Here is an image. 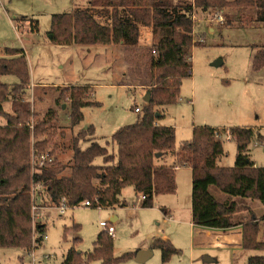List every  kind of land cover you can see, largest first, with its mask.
Masks as SVG:
<instances>
[{
	"label": "rangeland",
	"instance_id": "obj_1",
	"mask_svg": "<svg viewBox=\"0 0 264 264\" xmlns=\"http://www.w3.org/2000/svg\"><path fill=\"white\" fill-rule=\"evenodd\" d=\"M86 6L87 0H0V56L6 48L22 50L29 74L27 92L20 101L24 107L13 113L12 103L2 104L0 126L27 125L30 134L36 125L40 130L47 127L49 141L46 152L42 153L53 151L62 165L70 164L73 134L90 127L92 141L108 152H115L111 136L142 117L148 103L144 100L147 87L139 84L147 82L148 61L152 55L149 50L161 35L140 28L139 43L127 49L113 45L86 48L51 43L52 16ZM244 12L229 8L193 11L191 77L181 81L174 103L155 108L160 118L154 125L174 129L175 151L187 145L194 128L201 127L222 133L231 128L248 127L259 132L264 140V23L259 21V14L256 16L259 10L251 14ZM218 17H222V22ZM31 26L35 27L33 31ZM217 62L220 64L214 65ZM1 82L13 85L17 81L12 76H4ZM62 84L89 88L87 101L91 104L82 109L83 120L74 128L68 125V101L58 99L60 91L69 88L66 85L56 89V85ZM135 108L140 112L135 113ZM223 134L218 136L223 155L217 165L230 168L235 161L236 146L234 140ZM46 136L36 138L41 140ZM33 142L31 136L30 154L34 150ZM248 156L256 167H264V141L254 138L248 147ZM173 157L163 160L168 163ZM175 162L177 165V158ZM95 163L101 165V160L96 159ZM174 179V194L157 195L148 208L140 207V196L126 187L121 193L125 208L77 207L63 214L50 208L41 209L39 221L46 227L42 243L33 248L31 240L30 252L15 247L0 248V264H63L69 249L82 254L80 259L84 260L85 253L93 250L102 232L98 223L109 222L114 213L119 216L113 223L115 233L111 238L115 257L135 254L137 249L150 245L154 236L167 237L175 253L162 263L159 249L152 248L153 255L145 264H247L249 257L264 256L263 250H241L232 256L227 248L211 246L210 241L203 247L194 246L190 232V173L182 167ZM40 190L35 192L36 204L40 201L37 199ZM163 208L170 219L161 213ZM253 208L259 217L261 211H256L259 206L254 204ZM73 224L78 225V230L71 229ZM34 225L31 221L32 233ZM259 230L258 239L264 243V224L263 227L259 224ZM203 256L213 257L214 262L205 263ZM133 259L120 264H134Z\"/></svg>",
	"mask_w": 264,
	"mask_h": 264
},
{
	"label": "trees",
	"instance_id": "obj_2",
	"mask_svg": "<svg viewBox=\"0 0 264 264\" xmlns=\"http://www.w3.org/2000/svg\"><path fill=\"white\" fill-rule=\"evenodd\" d=\"M195 8L256 9L260 11L259 21L264 23V0H87L86 7L52 16L49 41L60 46L113 45L127 49L139 43L140 28L159 32L161 35L149 50L152 55L147 82L139 84L147 87L149 101L135 124L124 126L111 136L115 152L93 142L90 127L73 134L69 165L60 164L53 151H48L52 163L37 169L30 165L31 136L34 151L46 152L47 127L40 130L36 125L30 134L27 125L0 126V248L15 247L30 252L31 240L33 248L44 240L45 225L35 224L33 233L30 226L34 185H40L37 199L47 207L58 206L61 199L73 206L94 197L103 209L124 207L126 203L119 200L121 191L131 187L135 195L144 196L141 207L148 208L157 195L174 194V170L187 164L191 170V223L208 230L241 228V249L264 251V243L258 239L259 224L264 221V167H254L248 157L253 139L264 141L258 132L251 128H231L223 134L218 129L194 128L180 154L181 166L160 164L165 157L175 154V135L171 127L154 125L160 118L155 108L174 103L181 81L191 77ZM35 27L31 26V30ZM4 76H12L17 82L4 84L1 82ZM28 84L23 51L4 49L0 56V109L2 104L10 102L13 113L20 111ZM63 89L58 99L68 101V125L74 128L83 120L82 109L91 104L87 101L89 88ZM222 134L234 140L236 146L235 161L230 168L217 165L223 148L216 135ZM39 136L46 138L37 140ZM156 153L161 156L155 158ZM96 159L101 160V165L95 163ZM254 204L259 206L256 211H261L259 217ZM71 229L78 230V225L73 224ZM151 247L159 249L162 263L175 253L172 245L162 239H154ZM80 257L82 254L69 249L63 264H120L134 254L113 256L112 239L101 232L93 250L85 253L84 260ZM247 264H264V256L249 257Z\"/></svg>",
	"mask_w": 264,
	"mask_h": 264
},
{
	"label": "crops",
	"instance_id": "obj_3",
	"mask_svg": "<svg viewBox=\"0 0 264 264\" xmlns=\"http://www.w3.org/2000/svg\"><path fill=\"white\" fill-rule=\"evenodd\" d=\"M254 12V10H249V9H247V10H245V14H251V13H253ZM259 13L257 12L256 13V16L258 15ZM24 54H25V52H24ZM32 84L33 85H35V84H38V83H33L32 82ZM66 85H69V84H62V85H56V86H58L56 89H60V86H66ZM55 86V85H54ZM71 85H69L68 87H70ZM66 88V87H65ZM62 89V88H61ZM65 106V105H64ZM64 106L62 107V109H64ZM159 125V124H158ZM248 128V127H247ZM252 129V128H251ZM253 131H255L254 129H252ZM257 132V131H256ZM259 133V132H258ZM182 152H183V149H181V150H177V151H175V154H174V156L175 157H173L171 160L172 161H170V162H168V163H166V160L164 161V162H162V165H164V166H167V167H172V166H174L175 165V161H176V158L178 159V164H180V166H181V164L183 163V159L181 158V156H180V154H182ZM249 157V160L252 162V160L250 159V156H248ZM253 163V162H252ZM253 165H254V167H256V165L253 163ZM182 167H185L188 171H189V173H190V177H191V170H190V167L186 164V165H184V166H182ZM182 167H178V168H176L175 170H174V177H176V173H177V171L180 169V168H182ZM121 193H122V191H121ZM137 196V195H136ZM119 200L120 201H122V202H125V201H123L122 199H121V194H120V197H119ZM140 200V199H139ZM140 207H141V201H140ZM38 206H42L43 207V209H48V208H50V209H53V210H55L53 207H47V206H44V203L43 202H41V201H38ZM126 206H124V207H121V206H119V207H114V208H112V209H118V208H125ZM190 211H191V199H190ZM168 211L165 209V208H163V209H161V213L163 214V216L164 217H166V216H168V219H170V215H167L168 213H167ZM118 215L116 214V213H114V214H112V216L109 218V222H110V220L111 219H114V221L113 222H110L112 225H113V227H114V224L113 223H115L117 220H118ZM263 224H264V221H262L261 223H260V225H262V227H263ZM190 229H191V234H192V243H193V245L194 246H196V247H203L204 245H205V243L206 242H211V246H214V247H217V248H227V250H229L230 252H231V255L232 256H235L236 254H237V252L238 251H241L242 249H241V235H242V231H241V228H234V229H231V230H226V231H219V230H208V229H204V228H201V227H196V226H194L192 223H191V220H190ZM115 230V229H114ZM262 235V234H261ZM154 239H162V240H164V241H168V239H167V237H164V236H154L152 239H151V242H150V245H147V246H144V247H142V248H140V249H137L136 251H135V253L137 252V251H139V250H147V249H149V248H151L152 249V247H151V245H152V241L154 240ZM192 251H195V250H192ZM152 255H153V249H152ZM152 257V256H151ZM148 261V260H147ZM146 261V262H147ZM203 261L205 262V263H211V262H214V259H213V257L211 258V257H207V256H203ZM145 262V263H146ZM144 263V264H145ZM134 264H136V263H134Z\"/></svg>",
	"mask_w": 264,
	"mask_h": 264
},
{
	"label": "built area",
	"instance_id": "obj_4",
	"mask_svg": "<svg viewBox=\"0 0 264 264\" xmlns=\"http://www.w3.org/2000/svg\"><path fill=\"white\" fill-rule=\"evenodd\" d=\"M192 19H194V16H192ZM218 21L222 22V17H218ZM134 112L138 113L139 109L135 108ZM216 136L218 137L219 135H216ZM52 161H53V158L49 154V152L37 154L36 151H34V150L31 151L30 165L32 166L33 169L34 168L37 169L39 167L50 164V163H52ZM176 168H178V166ZM39 188H40V185L37 184V185L32 186V190H31L33 200H34L32 207H31V218H32V221L34 222V224H37L40 222L39 221L40 210L43 209V207H40V206H38V204L35 203L36 202V199H35L36 193L35 192H36V190H39ZM143 199H144V196L140 195V200H143ZM77 207H82V208L90 207V208H97L99 210L101 209V207L98 203V199L96 197H94L91 200H83L82 202H79L73 206L67 205L66 201L64 199H61L59 205L56 207H53V208L55 210H57L60 214H63L66 210L74 209ZM98 226L101 229V231L103 233L107 234L109 237L112 238L114 236L115 230H114L113 225L110 222L100 221L98 223Z\"/></svg>",
	"mask_w": 264,
	"mask_h": 264
},
{
	"label": "water",
	"instance_id": "obj_5",
	"mask_svg": "<svg viewBox=\"0 0 264 264\" xmlns=\"http://www.w3.org/2000/svg\"><path fill=\"white\" fill-rule=\"evenodd\" d=\"M50 39V36H49ZM220 62L215 63L214 65H219ZM144 100L146 102L149 101V93H147V95L145 96ZM161 155L159 153H156L154 155L155 158H159ZM114 219H111L110 222H113ZM152 256V249L149 248L147 250H139L134 254V262L136 264H144L147 260H149Z\"/></svg>",
	"mask_w": 264,
	"mask_h": 264
}]
</instances>
